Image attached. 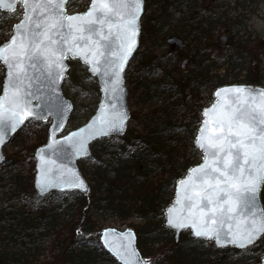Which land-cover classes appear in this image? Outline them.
<instances>
[{"label": "trees", "instance_id": "16d2710c", "mask_svg": "<svg viewBox=\"0 0 264 264\" xmlns=\"http://www.w3.org/2000/svg\"><path fill=\"white\" fill-rule=\"evenodd\" d=\"M191 1L194 0H150L146 9L155 5L156 13L143 21L141 42L148 38L156 45V37L169 29L173 14L181 12ZM78 5L77 0H71L68 9L75 10ZM221 15H215V22L203 27V22L196 24L191 20V13H185L170 33H186L201 43L202 38L210 36L215 26L221 23ZM168 35L169 32H164L163 40ZM201 46V51L198 46L196 49L203 57L196 55V50L192 51L193 55L190 52L194 60L192 70L179 78L168 72L161 77L152 74L150 62L157 64V58L149 55L144 63L142 59L132 81V88L139 94L135 101L138 107L131 111L130 120L140 122L141 130L128 127L117 152L108 151L103 140L93 144L96 163L89 172L95 183L93 194L74 192V198L65 194L60 200L56 199L57 192L41 196L33 186L34 168L28 176L19 170L21 159L8 158L11 161L5 166V173L0 175V194L6 199L3 204L0 201V264H120L105 249L102 255L106 259L100 260L102 245L98 240L89 245L82 242L78 250L72 244L64 245L67 234H74L75 230L80 233L92 231L94 222L90 217L100 213L118 215L122 219L136 216L142 220L134 230L138 248L144 256L151 258L149 264L153 260V264H252L259 260L264 253V235L255 245L259 246L257 257L249 254L233 258L228 253L241 250L217 249L211 243L210 250L206 251V241L193 238L188 230L182 232L179 241H175L174 232L164 225V210L173 199L177 180L202 158L194 146V139L203 108L199 104L188 103L187 98H199L198 92L202 88L206 90L226 84L228 78L237 77L236 69L242 70L239 62L245 64L236 49L215 55L213 50H207L204 43ZM224 66L226 76H220L217 71ZM2 79L3 71L0 74V92ZM244 82L252 83L251 77L244 78ZM154 101H160L159 106L144 113V109ZM180 111L183 113L179 119L177 114ZM190 113L192 116L186 121V115ZM47 138L46 132L32 146L29 152L32 159L37 147ZM129 147H133L132 151H128ZM188 151L195 156L193 160L185 157ZM104 155H110L111 159L107 162L102 160ZM262 200L264 203V188ZM52 235L50 250H59L57 258H54L56 262L41 260L40 247L37 246L33 251L29 248V252L16 250L18 245L42 244Z\"/></svg>", "mask_w": 264, "mask_h": 264}, {"label": "snow or ice", "instance_id": "6c2138e0", "mask_svg": "<svg viewBox=\"0 0 264 264\" xmlns=\"http://www.w3.org/2000/svg\"><path fill=\"white\" fill-rule=\"evenodd\" d=\"M70 2L22 0L27 10L24 19L14 25L13 38L0 45V63L7 69L0 96V143L6 132H14L30 116L42 118L30 107V98L35 96L32 83L43 77L54 84L69 53L82 58L94 74L113 77L111 91L119 99L120 73L135 43L142 0H92L87 13L67 15ZM15 3L0 0V8L15 12ZM222 91L232 94V102L217 103L204 111L195 139L203 163L189 169L187 177L179 181L178 207L168 209L167 224L177 230L190 227L197 238H214L218 245L226 240L244 249L264 234V209L258 210L257 205V194L264 186V92L243 88ZM216 96L220 97L221 91ZM112 109L102 118L106 127L100 134L124 125L126 113L115 104ZM66 140L71 142L72 137ZM83 150L84 142L80 141L77 154ZM41 179L45 187L59 186L51 167L43 169ZM63 183L83 186L76 176ZM124 239L127 244L110 250L123 264H140L131 246L132 234Z\"/></svg>", "mask_w": 264, "mask_h": 264}, {"label": "rangeland", "instance_id": "374dc122", "mask_svg": "<svg viewBox=\"0 0 264 264\" xmlns=\"http://www.w3.org/2000/svg\"><path fill=\"white\" fill-rule=\"evenodd\" d=\"M145 1L146 5L148 2H150V0ZM77 2L79 4L78 9L84 10L88 8L90 0H77ZM195 2H197L196 5ZM18 11L20 13L17 15H13L14 13H7L5 15L2 13V11H0L1 44L9 39L12 34L13 25L21 18V13L23 11L21 6L18 7ZM171 12L173 13V10H171ZM189 12L191 13L192 17L191 20H194V23H198L199 25L201 24L200 22H203V27H208V24L215 22L213 18H215V15L218 16L219 14H222L220 18L221 23L215 26V29L210 36L202 38L201 43H197L192 35L186 36V33L185 35L175 34L179 35L185 43L183 48H176L175 45H170L165 40H163V33L169 32L167 37L171 36L172 33H170V29L175 28L176 25L180 23L184 14ZM153 13H156L155 5L146 9L142 17V22L145 21L147 16ZM164 32L156 37V45L148 38L145 39L144 43L141 42L140 48L136 52V56L130 62L125 76L126 85L129 91L128 104L130 112L136 110L138 107V103L136 104L135 101L139 91L135 88H132V81L136 77V70L141 65L142 59L144 60V63L148 59L149 55L155 56L157 58V64L150 62L152 64L150 66L152 74H156L158 77H161L163 74L168 72L172 76L179 78L188 70H192V63L194 60L191 58L190 52L192 54V51L196 50V55L199 54V57H203L201 52L199 53L196 49V46H198L199 50L201 51L202 43L205 44L207 50H213V54L215 55H220L229 50L232 52L234 49H236L239 53L238 56L244 60L245 64L239 62L241 63L240 68L242 70L240 71L239 69H236L234 72L237 77H232L230 79L228 78L226 84H246V82H244V78H249L250 76L252 83L249 84L264 87V0H194L186 3L183 9H181V12L173 14L171 20L169 21V29L166 28ZM223 36L226 37L225 41L221 40ZM163 42H165L166 45H163ZM143 54L146 56L143 57ZM184 60H188V62L183 68L181 64ZM69 63L70 69L64 82L63 91L66 97L72 100L74 104V111L64 133L74 130L87 123V121L95 112L100 100L97 78L92 76L88 72L86 65L82 64L78 59H71ZM1 66L2 68H0V74L3 71L4 78L5 69L3 65ZM225 68L226 67L224 66L222 69H218L217 72H220V76L225 75ZM214 90L215 88L206 90H203L202 88L199 90L200 92L196 91L198 92L199 98L197 97V99H189L190 97H188L187 101L190 104H199L202 106V108L206 107L210 104L212 98L209 100V97H212ZM158 104H160V101H154L152 105H148L144 109V113L149 111L151 108L153 109L159 106ZM182 113L183 111H180L177 114L179 119L181 118ZM191 116L192 113L187 114L186 121L190 120ZM50 123L51 119L45 122L31 120L19 133H17L11 142L4 147L6 162L0 166V175L5 173V166L9 165L11 161L8 158H15V160L21 159L22 166L19 168V170L23 174L30 176L33 171L32 168H34L35 175V156L34 159H32L29 155V152L32 146L37 143L38 139L41 138L42 135H45L47 132L48 136V128ZM128 127L141 130L142 125L138 121H130ZM101 140H103V145L106 147V149L111 152H117L123 143V138L111 137ZM132 149L133 147H129L128 151H132ZM93 154L94 148L92 145V157L79 162L81 171L91 185L92 194L94 192L95 183L89 172L96 163L95 158H93ZM185 157L190 158L191 160L195 158V156L190 151L186 153ZM101 159L107 162L111 159V156L104 155L101 157ZM14 173L16 172L14 171ZM120 184L121 183L118 182V185ZM64 195L65 194L59 193L56 199L60 200L64 197ZM66 195H68L70 198H74L75 193L67 192ZM5 200L6 199L3 197V195L0 194V201L2 204ZM90 218L94 222L91 228L93 230L82 233L75 230L74 234H67L64 245L72 244L75 249L78 250L80 243L86 242V244L89 245L90 243L95 242V240H98L102 245L100 249V260L105 258V256L102 254L103 250H106V248L101 242V234L104 229L115 228L118 230H134L135 227L142 223V220L136 216L122 219L118 215H105L100 213L99 215L94 214ZM52 237L53 235L50 236L49 239L47 238L42 244L36 243L28 244L26 246L18 245L16 250L20 249L24 252H29V248H31L30 251H33L34 247L37 246L40 247L41 252L39 257L41 260L56 262L54 261V258H57L59 250H50ZM61 238L64 243V236L61 235ZM254 247L255 248L252 249V251H247V249H245L241 250L240 252L230 251L228 254L233 258H237L240 255L249 254L255 258L259 253V246ZM210 248L211 242L205 243L206 251H209ZM144 257L145 260H147L146 264H149L151 258L149 256ZM154 262L155 261L153 260V263ZM59 264H61V262H59ZM252 264H258V261Z\"/></svg>", "mask_w": 264, "mask_h": 264}, {"label": "water", "instance_id": "95a60500", "mask_svg": "<svg viewBox=\"0 0 264 264\" xmlns=\"http://www.w3.org/2000/svg\"><path fill=\"white\" fill-rule=\"evenodd\" d=\"M92 0H90L89 6L85 11H79V12H69L66 6V14L67 15H76V14H84L87 13L90 10ZM21 4L23 7L22 0H16L15 8ZM145 0H142V11L139 15L138 19V31L137 35L135 36V43L133 45V49L128 56V59L124 63L123 71L120 73V77L122 80V83L119 86V91L116 95L119 96V99H116V96L113 95L111 88H112V80L113 77L111 76H105L102 73H93L91 71V66L89 64H86L82 58H73L72 55L69 53L65 59H63L62 63L66 65L64 70L62 71V74L60 77H58L55 80V83H50L43 77H40L39 80H36L32 83L31 91L35 93L34 97H31V105L30 107L37 113L41 114L42 118L37 120L34 117H29L24 121L23 124L19 125L17 129L13 132L9 130L6 132L3 142L0 143V156L3 157L2 160H0V166L3 165L6 162V157L4 154V147L8 145L14 136H16L17 133H19L25 125L30 120H36V121H48L51 119L50 126L48 128V138L45 144L40 145L36 151H35V175H34V181L33 186L36 192L41 196H47L51 192L55 191L58 193H67V192H80L83 194H90L91 193V185L89 184L88 180L84 176L83 172L81 171L79 167V161L84 159H89L92 157V144L100 139H106L110 137H120L124 136L126 133V130L128 128V124L130 122V109L128 104L129 99V91L128 87L126 85V71L130 65V62L132 59L136 56L137 50L140 48V37H141V19L145 12ZM0 10L5 12H12L6 8H0ZM26 9L23 7V14L22 18L16 22V24H20L23 19L24 15L26 14ZM14 25L12 28V35L8 40L3 42L0 45H4L5 43L9 42L14 35ZM222 41L226 40V37L223 36L221 38ZM167 43L173 44L178 48H181L184 46V41L179 36H170L167 38ZM70 59H78L82 64L86 65L88 68V72L97 78V82L99 85V92H100V100L97 105V108L94 112V114L90 117V119L85 123L84 125L71 130L67 133H64L67 127V124L70 120V117L74 111V104L71 99L66 97L63 91V86L65 79L68 75L69 70V63L68 61ZM2 64V63H1ZM3 65V64H2ZM5 68V74L2 82V88L0 92V96H3L4 93V85L6 82L7 77V69L6 66L3 65ZM183 66V64H182ZM38 75V74H37ZM232 88H243L246 91H251L253 93H260L264 92L263 86H257V85H251V84H231V85H224L221 87H218L214 93H213V101L210 105L206 106L202 110V121L198 128L202 127V123L205 119L203 113L205 110L212 108L217 103H225L232 102V94L231 93H224L222 90L224 89H232ZM218 91H221V96L217 97L216 93ZM38 97V98H37ZM115 104L116 108L119 109L122 112L126 113V120L124 122V125L122 129L118 130H108L107 135L100 134L101 129H105V125L102 123V118L106 113H110L112 109V105ZM91 125V128L89 127ZM81 130H85L81 132ZM198 131L196 134V137L198 135ZM73 133H77L78 135L72 136ZM62 134V136H61ZM72 137L71 142L67 141L66 138ZM195 137V139H196ZM84 142V150L81 151L79 154H77L76 148L79 145V142ZM195 145V140H194ZM196 146V145H195ZM199 150V149H198ZM201 152V150H199ZM202 153V152H201ZM54 162V163H49ZM203 163V155L201 161L190 167L189 169H192L194 167L199 166ZM46 167H51L53 169V178L57 180V183L59 186H48L45 187L43 185V181L41 179L42 177V171ZM188 169V171H189ZM187 174L184 177H181L177 182L175 186L174 196L172 199V202L166 207L164 214H165V226L175 232V241H179L180 234L183 230H190L193 235V230L189 228H184L177 230L175 228H171L168 226V209L170 207H178L175 205V200L177 197V189L179 185V181L181 179L186 178ZM74 176L79 177L80 180L83 181L82 187H76L75 185H66L63 183L64 180H71ZM38 181L40 183L38 184ZM263 186L261 187L260 191L257 194V205L258 210L264 209V205L261 199V191ZM186 215V213H184ZM131 233L132 239H131V246L135 249V251L138 254L139 262L140 264H146L145 257L142 255L141 251L139 250L137 246V237L136 234L132 229H125V230H118L115 228H106L102 231L101 234V241L103 245L105 246L106 250L121 264H123V261L120 260L112 250H110V247H115L118 244H127L128 240L124 239L126 234ZM263 234H261L262 236ZM194 236V235H193ZM260 236V237H261ZM195 237V236H194ZM197 238V237H195ZM204 239V238H202ZM206 240H212L214 242V245L218 248H225V247H236L230 243H228L226 240H222L220 242V245L217 244L216 240L213 239H206ZM257 239L254 244L258 241ZM106 241L109 246H106ZM259 264H264V255L261 257Z\"/></svg>", "mask_w": 264, "mask_h": 264}, {"label": "flooded vegetation", "instance_id": "af4514ba", "mask_svg": "<svg viewBox=\"0 0 264 264\" xmlns=\"http://www.w3.org/2000/svg\"><path fill=\"white\" fill-rule=\"evenodd\" d=\"M173 35V34H172ZM171 35V36H172ZM175 35V34H174ZM177 36H179V35H177ZM166 41V40H165ZM188 62V60H184L183 62H182V64H183V68H184V66H185V64Z\"/></svg>", "mask_w": 264, "mask_h": 264}]
</instances>
